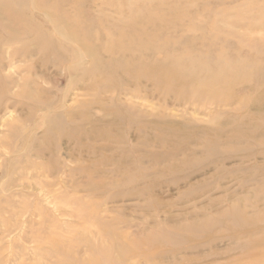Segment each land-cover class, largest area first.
Instances as JSON below:
<instances>
[{
    "label": "rangeland",
    "instance_id": "rangeland-1",
    "mask_svg": "<svg viewBox=\"0 0 264 264\" xmlns=\"http://www.w3.org/2000/svg\"><path fill=\"white\" fill-rule=\"evenodd\" d=\"M0 264H264V0H0Z\"/></svg>",
    "mask_w": 264,
    "mask_h": 264
}]
</instances>
